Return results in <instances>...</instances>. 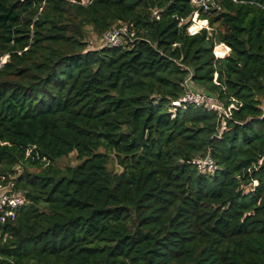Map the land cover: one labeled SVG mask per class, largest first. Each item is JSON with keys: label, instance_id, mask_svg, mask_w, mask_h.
I'll return each instance as SVG.
<instances>
[{"label": "trees", "instance_id": "16d2710c", "mask_svg": "<svg viewBox=\"0 0 264 264\" xmlns=\"http://www.w3.org/2000/svg\"><path fill=\"white\" fill-rule=\"evenodd\" d=\"M217 1L190 35L192 0H0V174L27 198L0 264H264V0ZM188 78L239 108L172 116Z\"/></svg>", "mask_w": 264, "mask_h": 264}, {"label": "built area", "instance_id": "2783aa9c", "mask_svg": "<svg viewBox=\"0 0 264 264\" xmlns=\"http://www.w3.org/2000/svg\"><path fill=\"white\" fill-rule=\"evenodd\" d=\"M76 2V0H73ZM93 0H81L83 4H90ZM196 4V10L190 17H180L179 27L184 24H189L186 27V32L190 35L197 34L206 29L210 33L213 30L209 20L200 16V11H210L213 8L219 9L217 0H192ZM154 16L160 19V12L158 9L154 10ZM136 37V29L133 23H122L116 26L104 34L105 44L108 46H120L127 42L128 38ZM217 46H215L214 52L217 57L226 56L227 51L223 55H219L217 52ZM190 78L186 80L187 91L178 100L172 101L171 111L172 116H175V112L178 108H185L189 104L197 107H202L209 111H216L220 115H225L227 118H231L233 110L238 109V104L234 101L228 107L215 95L209 93L204 88H194L193 85H189ZM199 169L202 171L213 172L218 170V165L211 156L205 158H196L193 160ZM9 179L10 181H6ZM257 184V181H255ZM27 204V198L24 192L17 187V181L15 176L8 177L6 174H0V225L6 222L15 221L25 205ZM1 234V230H0Z\"/></svg>", "mask_w": 264, "mask_h": 264}, {"label": "rangeland", "instance_id": "374dc122", "mask_svg": "<svg viewBox=\"0 0 264 264\" xmlns=\"http://www.w3.org/2000/svg\"><path fill=\"white\" fill-rule=\"evenodd\" d=\"M87 40L89 42H91V44L95 47H100L102 45V43H105V40L104 38H99L97 35H94L93 34V31L91 29V27L88 28V34H87ZM225 46H217V52L219 55H223L225 54L227 51V48H223ZM189 85H193V82L192 81H189L188 82ZM194 88H203L201 86H198L195 82H194V85H193ZM82 160H80L78 158V154L76 151H73L72 153H70L68 156H64V157H61L59 159H57L54 164L62 169L68 167V166H75L79 163H81ZM111 169L113 170H118V167L115 165V164H111ZM20 168V167H19ZM33 170H38V169H35L33 167H31ZM21 169V168H20ZM14 174H18V172H14Z\"/></svg>", "mask_w": 264, "mask_h": 264}, {"label": "crops", "instance_id": "0c3cea01", "mask_svg": "<svg viewBox=\"0 0 264 264\" xmlns=\"http://www.w3.org/2000/svg\"><path fill=\"white\" fill-rule=\"evenodd\" d=\"M225 46L226 48H227V50H225V51H228V52H230V49H229V47L228 46H226V45H224L223 43H221V44H219L218 46ZM225 47H223V48H225ZM193 85H194V82H193Z\"/></svg>", "mask_w": 264, "mask_h": 264}, {"label": "clouds", "instance_id": "9594fccd", "mask_svg": "<svg viewBox=\"0 0 264 264\" xmlns=\"http://www.w3.org/2000/svg\"><path fill=\"white\" fill-rule=\"evenodd\" d=\"M217 45H219V44H217ZM224 45H225V44H224ZM226 46H227V45H226ZM229 49H230V47H229ZM228 54H229V53H228ZM228 54H227V55H228ZM3 60L6 61V60H7V57L5 56V57L3 58ZM0 65H1V63H0ZM191 81H192V80H191ZM192 82H193V81H192ZM181 97H182V96H181ZM173 101H174V100H173ZM170 110H171V109H170ZM172 113H173V112H172ZM24 208H25V207H24ZM22 211H23V210H22ZM20 214H21V213H20ZM18 217H19V216H18Z\"/></svg>", "mask_w": 264, "mask_h": 264}]
</instances>
